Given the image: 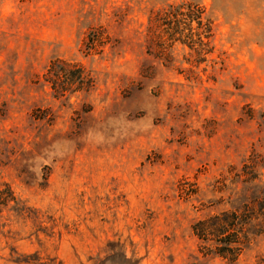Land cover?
<instances>
[{
    "label": "rangeland",
    "instance_id": "obj_1",
    "mask_svg": "<svg viewBox=\"0 0 264 264\" xmlns=\"http://www.w3.org/2000/svg\"><path fill=\"white\" fill-rule=\"evenodd\" d=\"M0 264H264V0H0Z\"/></svg>",
    "mask_w": 264,
    "mask_h": 264
},
{
    "label": "trees",
    "instance_id": "obj_2",
    "mask_svg": "<svg viewBox=\"0 0 264 264\" xmlns=\"http://www.w3.org/2000/svg\"><path fill=\"white\" fill-rule=\"evenodd\" d=\"M241 216L235 212L221 213L198 224L195 234L199 239L210 237L217 242L214 253L219 257H236L243 248Z\"/></svg>",
    "mask_w": 264,
    "mask_h": 264
}]
</instances>
